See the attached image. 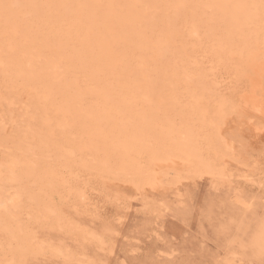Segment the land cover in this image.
<instances>
[{
    "label": "bare ground",
    "instance_id": "1",
    "mask_svg": "<svg viewBox=\"0 0 264 264\" xmlns=\"http://www.w3.org/2000/svg\"><path fill=\"white\" fill-rule=\"evenodd\" d=\"M260 4L0 0V264H32L47 256L67 264H99V252L113 249L118 224L88 229L75 216L100 217L90 204L99 211L109 201L119 221L116 211L127 206L129 196L115 181L130 184L136 197L146 186L175 185L186 175L230 180L227 156L249 164L234 150L241 133H222L237 102L223 95L215 74L220 65L231 66L232 77L249 83L235 101L262 112ZM248 126L256 136L264 132L262 125ZM140 201L142 213L157 210L146 195ZM245 213L236 212L220 232L235 234L230 240L243 252L261 257L264 218Z\"/></svg>",
    "mask_w": 264,
    "mask_h": 264
},
{
    "label": "rangeland",
    "instance_id": "2",
    "mask_svg": "<svg viewBox=\"0 0 264 264\" xmlns=\"http://www.w3.org/2000/svg\"><path fill=\"white\" fill-rule=\"evenodd\" d=\"M262 48L263 49L261 51L260 60L263 62L264 61V52H263L264 51V45ZM204 57H205V59H204ZM203 59H204V61H206L204 63L206 66L210 64L209 58H207L206 56H203ZM263 65H264V62H263ZM221 68H222V70H221ZM231 68H232L231 66L226 67L224 64H222L217 69L215 76L217 78H220V79H218L219 87L222 86L220 89L222 90L223 95L230 97L231 101H232L234 99L237 100L236 98H237L239 92L240 93L242 92L245 94V92L248 91V89H249L248 84L249 83L246 82L244 79L241 80L240 78H238V76L236 77L235 75H233V77H232L233 72H232ZM221 73H222V75H221ZM225 74H226V76H223ZM228 74H230V75H228ZM234 77H235V79L238 78L239 81H238V79L235 81ZM261 78H263V77H260V83L262 84L263 90L258 92V95H259L258 98H260L262 100L263 107H264V97H263L264 96V78L263 79H261ZM227 79H230V80L232 79V80L230 82V80H227ZM224 80L226 81V83L222 82ZM233 80L235 82H233ZM237 81L239 82L238 83L239 86L236 85ZM228 82H230V84H229L230 86L228 85ZM232 82L234 84H232ZM231 87L234 90H230ZM236 87H237V89H235ZM244 89H246V90H244ZM235 100H234V102H237V105H236L237 108L235 107L234 108L235 110L233 109L225 117V119H224L225 121L221 125L222 131H223L222 133L225 135L241 133L239 135L237 134L238 137H236V140L233 142L234 150L236 152L239 151L238 154L241 155L243 158H245L247 160V163H249V164L242 163V162L238 163V161L236 162V160L232 159L231 156H227V158L225 157V160L229 164V171L232 174V177H230L231 178L230 180H222V181H219L218 179L213 180L214 178H212V176H208L206 174H203L201 176L193 175V177L186 175L182 178H179L177 180L178 182L177 181H176L177 183L175 182V185H174V183H172V184L170 183V185L167 183V185H169V186L165 185V187L160 188V189L159 188H157V189L148 188L146 186V188L139 190V192H141V194H138V195H140L139 197H138V195L136 196L137 201L138 200L140 201V198L142 197V195L143 196L146 195V197L150 201L151 200L155 201V203L153 202L154 206L156 205V207H154V208L155 209L157 208L156 211L154 210L155 212L142 213V211L140 210V206L142 203H141V201L140 202L136 201V197H135L134 191H133L134 188L130 184H126V183H123L121 181H115L114 183L117 184L115 186L118 189L122 190L124 187L128 189V192H126V194H127V197L129 196L128 197L129 198L128 203L125 202V205L127 204V206H121L116 211L117 213L122 215L119 221L116 222L113 214H111L113 211H111L112 207L110 206L109 201L108 202H102V204L99 205V208H98L99 211H97V208L93 203L90 204L89 207L92 208L91 211H93V213L98 214V216H100V217H96V218L93 217L92 218V217H89V215H87V217L86 216H75L76 218H78V222L88 226L89 227L88 229H98L99 226H101L102 224H108V223H109V225L118 224V230L119 231H118L117 236L115 237V242L113 245V249L111 251L112 253L111 252H109V253L105 252L104 253V251H103V253L99 252V255H97L98 257H100L99 264H102V263L103 264H249V263H251V264H264V255L261 257H254V256L250 255V253H248V251L243 252V250L236 244V242L232 241L233 239H235L234 238L235 234H234V237L232 238L233 233H231V235H229L230 237H228L227 234L224 235L223 232L222 233L220 232V227L222 226L223 222L232 221L231 218L235 216L236 212L241 213L244 210H248V213L250 212V214H249L250 217L252 216V218H264V196H263L264 195V192H263L264 191V187H263L264 186V174H262V173H264V161H263L264 160V132H262L263 134L261 136H259V135L256 136L250 130V128H248L249 127L248 125L251 123L252 125H254V124L257 125L259 128L262 125L261 129H264V109H262L263 114H262V112H257V111L252 110L254 112L253 113L250 110L249 106H247V105L244 106L243 103H241L239 101H235ZM238 102L241 104H239ZM245 107H247V108H245ZM240 109H242V110H240ZM242 115H244V117ZM238 116H240V117H238ZM249 118H251V120H249ZM243 120H245V121H243ZM253 120H254V122H253ZM248 121H251V122H248ZM232 122H234L235 124H233ZM258 122L260 125L258 124ZM242 124H244V125L242 126ZM240 127H241V129H239ZM239 143H242L243 145L239 144ZM236 147H238V148H236ZM239 147H242V149ZM236 149H239V150H236ZM248 160H250V161H248ZM257 160H258V162H257ZM233 162H234V164H233ZM253 162H254L255 166L253 165ZM250 165H252L254 168H252V166H250ZM248 166H250V167H248ZM243 167H244V169H242ZM237 171L239 173H237ZM243 171L245 172V173H243L245 176H243V174H242ZM238 174H240V175H238ZM234 177H236V178H234ZM251 177H253V178H251ZM238 179L240 181L242 179H244V180H242L240 182ZM245 179L250 180V182H248ZM231 180H232V182H231ZM233 180L235 181V183ZM214 181L215 182L218 181L219 183L218 182L215 183ZM253 181H256V182H253ZM261 181H263V182H261ZM213 183H214V186H213ZM259 184H261V185H259ZM123 185H126V186H123ZM177 185H178V187H177ZM170 187H171V189H169ZM114 189H116V188L115 187L110 188L111 191ZM142 191H144V192H142ZM179 192L181 195L179 194ZM175 194H177V195H175ZM160 195H161V197H160ZM91 196H92V193L90 192V197ZM98 198L99 199H97V200H102V197L101 198L98 197ZM133 199H135V200H133ZM181 200L184 201L183 206L179 205V201H181ZM88 201H90V200L88 199L87 202ZM177 201H178V203H177ZM161 203H163V204H161ZM160 204H161V209H160ZM167 205H168V208H167ZM245 205H247V206H245ZM164 207L167 210L169 209V211L165 212V210H163ZM72 210L73 209L70 210V213ZM176 210H177V212H176ZM159 211L163 212L162 214L160 213V215H162V216L164 215L165 216V217L163 216L164 218H160L162 216L159 215ZM170 211H172V212H170ZM208 212H211L212 214L208 213ZM165 213L166 214L168 213L167 214L168 216ZM248 213H245V214H248ZM181 214H182V216H181ZM158 215H159V217H157ZM106 216H107V218H106ZM152 216L156 217L157 219L156 218L153 219L154 217H152ZM145 217H147V218H145ZM150 217H152V218H150ZM173 217H175V219ZM180 217H182V218H180ZM179 218L182 220L179 221ZM183 218H184V220H183ZM99 219H100V221H99ZM155 220L158 221V223ZM152 221H155V222H152ZM159 221H160V223H159ZM187 221H188V223H187ZM157 224H159V225L157 226ZM134 226H136L137 229ZM150 227H152V228H150ZM159 227L161 230L159 229ZM148 229H151V230L149 231ZM133 231H134V233H133ZM147 232L148 233L153 232V234H151V233L148 234ZM154 232H156V233H154ZM161 232L162 233L164 232L166 234V236L164 237L163 236L164 233L162 234ZM140 233H141V235H140ZM159 233H160V235H158ZM143 234H144V236H143ZM146 235H147V237H146ZM148 235H149V237H148ZM154 235L155 236L157 235L156 238L154 237ZM131 237H132V240H130ZM145 237L147 240L145 239ZM150 237L152 240L150 239ZM163 237L165 240L163 239ZM168 237H170V238L168 239ZM141 238L142 239L144 238L143 241ZM230 239H232V240H230ZM154 240H156V241H154ZM168 240L171 243L168 242ZM171 240H173V242ZM135 243L137 245H135ZM122 248L126 252L124 250H122ZM131 248L133 249L132 251L134 253L131 252ZM134 249H137V250H134ZM138 250H140V251H138ZM92 253L94 254V250L92 251ZM161 253H163V254H161ZM164 253H165V255H164ZM109 254H112V255L110 256ZM128 254H129V256H128ZM149 254L151 255V257L150 256L148 257ZM243 254H244V256H243ZM146 255H147V257H146ZM134 256H135V258H134ZM155 256H156V259L154 258ZM170 256H172V257L170 258ZM41 257H43V256H41ZM47 257H49V256H47ZM47 257L39 258L38 261H32V264L33 263L34 264H53V263L54 264L55 263L56 264H63V263L67 264L65 262H62V261H59V260H56L53 258L50 259ZM239 257H240V259H239ZM152 258L154 261L151 260ZM233 258H234V260H233ZM48 259H50V260L48 261ZM126 260H128V262ZM137 260H140L141 262H139Z\"/></svg>",
    "mask_w": 264,
    "mask_h": 264
},
{
    "label": "snow or ice",
    "instance_id": "3",
    "mask_svg": "<svg viewBox=\"0 0 264 264\" xmlns=\"http://www.w3.org/2000/svg\"><path fill=\"white\" fill-rule=\"evenodd\" d=\"M253 7H255V6H253ZM259 7L261 9V19L264 20V0H261V4L259 5Z\"/></svg>",
    "mask_w": 264,
    "mask_h": 264
}]
</instances>
